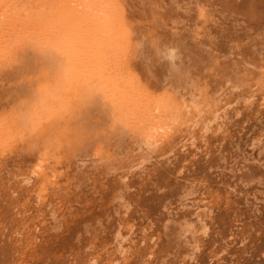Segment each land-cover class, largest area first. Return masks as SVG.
<instances>
[{"label":"rangeland","instance_id":"374dc122","mask_svg":"<svg viewBox=\"0 0 264 264\" xmlns=\"http://www.w3.org/2000/svg\"><path fill=\"white\" fill-rule=\"evenodd\" d=\"M99 8L127 123L169 107L158 141L112 132L71 82L16 124L51 75L32 41L65 35L96 71ZM0 264H264V0H0Z\"/></svg>","mask_w":264,"mask_h":264},{"label":"bare ground","instance_id":"6f19581e","mask_svg":"<svg viewBox=\"0 0 264 264\" xmlns=\"http://www.w3.org/2000/svg\"><path fill=\"white\" fill-rule=\"evenodd\" d=\"M69 16H71V14ZM64 18L63 20H65ZM69 18L71 19L72 17ZM89 18L92 19L93 26L96 27L93 34L94 33L98 34V37L95 38L93 42L94 53L92 56V58L95 57L96 59L95 62L96 71H92L91 73L84 75H80V73L79 74L77 73V71L79 72L80 62L78 60V56L76 55V50L74 51L73 49H71L74 46L73 41H71L73 44V46H71V44L67 42L65 35L64 36L60 34L52 35V36L48 35L49 36L48 38L46 37L40 39L38 43L32 41L35 43L33 46L35 50L41 54V56L44 58L46 63H48V65L50 66L49 71L51 72V75L48 76L49 78L47 83H44L45 85L39 88H32V90L30 91L31 93H29L30 94L29 101L27 102L26 100L27 103L26 106L23 104V106L25 107L19 109V111H17V114L15 113L17 126L20 128L28 127L32 122V120L35 118V116L38 114V112L40 113L44 109H47L46 107L50 106V104L56 102L59 99L62 92L64 91L65 86L69 82H71L72 84L74 83L76 85L75 91L77 88V93L75 96H77L78 99H80L81 101L85 99V104L87 100L96 104L99 103L101 105V106L99 105V108L101 107V113L106 115V117L108 118L111 124L110 128L112 129L111 130L112 132H122V131L123 132L125 131L127 133L129 132L132 135H135V137L136 136L139 137L140 141L142 139L143 142L145 141L155 142L160 140V137L167 132L166 129L167 127H169V125L166 128L164 126L163 127L154 126L152 121L156 112H159L158 110L160 111L163 110L164 107L166 109L167 108L169 109V107H167L168 105L166 106L165 103L164 106L161 103L156 102L154 105L152 104L151 106L153 107L152 108L153 112L151 111L152 115H150L149 118L145 119L144 121L136 125L127 123L128 121L122 115V111L123 109H126L127 106H130V101H128L129 99L128 96H130L131 93H128L129 92V85H128L129 82L127 81L128 75L126 74L125 71L123 72L120 71L119 67L113 68V65L115 66L117 65V62L119 63V61L118 60L116 61L115 58L117 57L115 52L120 47L119 40L121 39L118 37V35L120 36V33L118 34L117 32L118 27L116 28L113 23L114 20H111L110 10L108 13L107 10H103L102 8L96 9V11L92 13L89 16ZM74 22L75 20L73 21V23ZM117 45L119 47H117ZM103 63L113 68L110 74L106 75L100 73L99 65ZM135 88L138 90L137 87ZM170 104L171 102L169 103V106ZM150 139H154V141H151Z\"/></svg>","mask_w":264,"mask_h":264}]
</instances>
